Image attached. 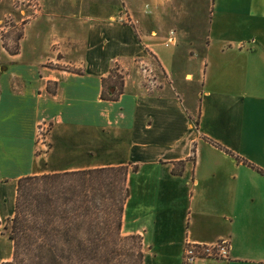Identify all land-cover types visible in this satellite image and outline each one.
Masks as SVG:
<instances>
[{
    "label": "crops",
    "instance_id": "0c3cea01",
    "mask_svg": "<svg viewBox=\"0 0 264 264\" xmlns=\"http://www.w3.org/2000/svg\"><path fill=\"white\" fill-rule=\"evenodd\" d=\"M112 2H46L45 16L65 26L46 44L49 55L54 40L64 45L63 59L49 56L54 67L39 58L35 19L19 53L4 54L0 264L14 253L3 231L21 178L121 167V234L141 238L143 264H183L186 244L220 241L226 260L195 264H264V0ZM182 41L179 63L169 48ZM114 69L123 91L103 99Z\"/></svg>",
    "mask_w": 264,
    "mask_h": 264
},
{
    "label": "trees",
    "instance_id": "16d2710c",
    "mask_svg": "<svg viewBox=\"0 0 264 264\" xmlns=\"http://www.w3.org/2000/svg\"><path fill=\"white\" fill-rule=\"evenodd\" d=\"M17 45L5 48L7 53L18 54ZM110 81L113 85L106 86ZM111 87L116 88L112 94ZM103 89V99L122 93L115 69ZM126 176L121 167L21 178L14 216L3 231L14 253L3 264H143L141 238L121 234Z\"/></svg>",
    "mask_w": 264,
    "mask_h": 264
},
{
    "label": "rangeland",
    "instance_id": "374dc122",
    "mask_svg": "<svg viewBox=\"0 0 264 264\" xmlns=\"http://www.w3.org/2000/svg\"><path fill=\"white\" fill-rule=\"evenodd\" d=\"M47 1L48 0H0V64H3L4 54L7 53L5 48L12 51L15 50L16 45L19 44L17 46L20 51L21 40L19 39L20 37L22 39L24 36L25 25L34 19L37 20L33 29L35 33L34 43L39 50V58L45 59L47 57L46 66L48 67H54V63L48 60L50 55L56 56L58 59L64 58L62 53L64 51V45L60 40L53 41V44H51L50 55L46 50V44L49 37H51L53 34L58 36L62 35L65 27L62 24L57 25V20L55 23H51L48 17L45 16V12H49L46 4ZM99 1H105L107 4L113 5L112 0ZM67 2L68 0H57L59 6H65ZM17 39L18 41H16ZM24 44L25 45L23 46L25 51L32 47V42H26ZM188 49V44L183 41L179 42L177 47L169 48V50H171V52H173L175 55L180 56L179 63H182V60H186V56H183L182 54H184V52ZM191 64V68L197 71V62L195 61ZM177 85L179 89L186 88L182 86V84L177 83L175 86L177 87ZM38 143L39 142L36 140V144ZM4 234H8V232Z\"/></svg>",
    "mask_w": 264,
    "mask_h": 264
},
{
    "label": "built area",
    "instance_id": "2783aa9c",
    "mask_svg": "<svg viewBox=\"0 0 264 264\" xmlns=\"http://www.w3.org/2000/svg\"><path fill=\"white\" fill-rule=\"evenodd\" d=\"M169 44H174V39L168 40ZM142 75L144 80V86L153 87L154 78L150 72L142 68ZM50 130V126L47 123H42L37 128L36 140L39 142V146L43 148L42 151L48 150L46 145V136ZM184 247L183 264H195V262L203 260H226L228 258V245L226 241H220L214 246H206L204 244H186Z\"/></svg>",
    "mask_w": 264,
    "mask_h": 264
}]
</instances>
